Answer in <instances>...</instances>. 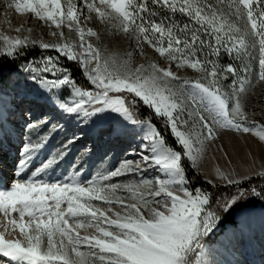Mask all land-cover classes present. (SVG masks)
Segmentation results:
<instances>
[{
    "label": "snow or ice",
    "instance_id": "1",
    "mask_svg": "<svg viewBox=\"0 0 264 264\" xmlns=\"http://www.w3.org/2000/svg\"><path fill=\"white\" fill-rule=\"evenodd\" d=\"M5 6L31 14L53 39L33 37L31 27H17L15 36L0 31V133L7 105L20 106L19 89L33 93L27 103L41 109L39 117L31 108L21 113L27 139L10 187L0 188L3 264H209L202 258L205 238L238 209L264 204V162L253 159L244 173L217 167L203 176L208 187L194 186L188 172L190 166L199 174L208 144L224 132L251 135L264 147V122L247 109L250 89L264 85V0H5ZM93 21L129 49L109 52ZM137 54L144 62L134 63ZM4 64H15L22 80L9 76L5 85ZM188 70L197 77L180 74ZM5 86L15 93L10 100ZM65 118L79 131L41 160ZM104 124L110 136L129 140V155L89 175L84 162L94 149L86 145L68 174L52 179L85 129Z\"/></svg>",
    "mask_w": 264,
    "mask_h": 264
},
{
    "label": "rangeland",
    "instance_id": "2",
    "mask_svg": "<svg viewBox=\"0 0 264 264\" xmlns=\"http://www.w3.org/2000/svg\"><path fill=\"white\" fill-rule=\"evenodd\" d=\"M21 26L31 27L33 29V37L38 38L43 36L45 40L53 39L50 35H48L49 28L37 19L33 18L31 14H18L14 9L6 8L5 0H0V31H3L8 35L15 36L17 35L15 29ZM89 26L101 33V43L108 49L109 52L122 55L129 49L128 41L118 34L106 32L103 24L93 21L89 24ZM73 38L75 39V34H73ZM147 54L150 58L157 59L151 49L147 50ZM142 62H144L142 57L138 54L134 56L135 64ZM221 62L228 63V57H222ZM251 68L254 74L257 68L255 61L252 62ZM180 74L192 78H196L198 75L191 70L180 71ZM2 75L4 77L5 85H7V78L9 76H12L13 79L22 80V76H18L17 72H3ZM4 91L8 93V95L5 96V98L8 97L6 100H10L12 96L15 95L13 90L7 86H5ZM32 94L33 93H31L28 89H19L17 103H19V101H24L21 107L23 110H20V115H17V113L14 112L16 107H13L11 104H9V108L7 105L5 109L6 114L15 115L17 118L22 120L21 129L17 131L18 133H16L17 123L14 124L15 127L12 129L6 128L4 125L5 131L0 133V141L4 145L8 142L7 140L12 139V136L14 135L13 132L15 131V135L17 134L16 140L18 147L15 148V153H13L11 147H9V151L16 155L18 154V148L21 146V139H27L26 132H24L23 135L21 132L25 125V120L21 118V113L31 108L36 117H39L41 114V109L39 107L27 103V101L34 98V95ZM247 109L249 113L255 114L256 120L264 122V85L258 84L254 88L250 89L247 96ZM61 123L65 125V130L56 134L52 138L47 148L41 154V160L44 159L48 152H51L53 149L58 147L66 137L79 131L74 121L65 118L61 120ZM106 128V124L99 125L96 129L91 131L86 128L85 133L82 134L84 135V139L72 147V153L68 158V161L56 169L52 179L62 178L64 175L68 174L65 172V169L68 168L69 163L74 160H78L82 156V149L86 145L92 146L94 149L91 155L85 158L84 162V168L87 170V174L89 175L95 174L101 169H109L118 164L123 158H125L126 155H129L131 151L129 148V140L123 136L120 138L110 136L105 130ZM132 147H135L134 142L132 143ZM221 147L223 148V151H221ZM225 153H227V156H225ZM253 159H255L257 166L264 162V147H261L257 143L256 138L251 135L224 132L220 135V139L214 143L208 144L204 157L200 162L199 175L202 178L205 175L214 176L215 169L217 167L221 170L235 168L237 171L244 173L252 164ZM37 163H39V161ZM148 175L151 176L154 175V173H149ZM44 178L47 179L48 177L45 176ZM255 202L256 203L254 205L249 206L246 222L244 218H240L238 216L237 211L240 210L238 209L234 213L236 226L227 225L225 232L216 240L214 244H211L210 241H206L205 238L203 241L204 252L202 254V258L207 260L209 264H264V204H261L259 201ZM218 228L219 226L213 233H215ZM91 231L93 230L89 229V232ZM213 233L210 235H213ZM84 234L85 233L81 231V235ZM3 261L0 264H3Z\"/></svg>",
    "mask_w": 264,
    "mask_h": 264
},
{
    "label": "trees",
    "instance_id": "3",
    "mask_svg": "<svg viewBox=\"0 0 264 264\" xmlns=\"http://www.w3.org/2000/svg\"><path fill=\"white\" fill-rule=\"evenodd\" d=\"M180 19H184V18H180ZM32 58L33 57H29V59H32ZM17 63H19V62H17ZM68 66L74 72L76 71L75 67L73 65H71L70 63H68ZM3 72H17L16 65L15 64H4ZM77 79L82 80V77H80L78 73H77ZM143 115H145V116L148 115L147 110L143 111ZM156 123H157V126L161 128L162 134L166 137L169 144H171L173 138L170 137L168 130L166 128H164L163 125L161 123H159L158 121ZM188 172H189V178L193 181L194 186L200 185V186L208 187L206 184H204L203 178L199 174H197V172L194 171L190 166H188ZM255 203L256 202L254 201L252 203H249L245 207H249L251 205H254ZM235 212H233L232 215L229 217L226 216L224 218L223 222L219 225L218 230L215 233H213V235H209L208 237H206V241H210L211 244H214L216 242V240L225 232L227 225L236 226V222L234 220V213Z\"/></svg>",
    "mask_w": 264,
    "mask_h": 264
},
{
    "label": "bare ground",
    "instance_id": "4",
    "mask_svg": "<svg viewBox=\"0 0 264 264\" xmlns=\"http://www.w3.org/2000/svg\"><path fill=\"white\" fill-rule=\"evenodd\" d=\"M21 97V96H19ZM24 97V95H23ZM31 97V96H30ZM8 97L5 98V100L7 99ZM31 99V98H30ZM21 122L22 120L19 119L16 123H17V130H16V133H18L17 131H19V129H21ZM14 135L12 136V139L11 140H7L8 142L5 143L3 146V151L0 155V188H4V187H10V184H11V180L13 179V176H14V170L15 168H12L14 167V164H15V158H16V154H13L16 152V149L18 147L17 145V134L15 135V131L13 132ZM0 145H1V142H0ZM9 147H11V149L13 150V153H11L9 151ZM7 156V159L9 161H4L3 165H1V161L3 159V157H6ZM248 210H249V207H244L242 209H240L239 211H237L238 213V216L240 218H245L247 217L248 215ZM5 258H2L0 257V263L4 260Z\"/></svg>",
    "mask_w": 264,
    "mask_h": 264
}]
</instances>
